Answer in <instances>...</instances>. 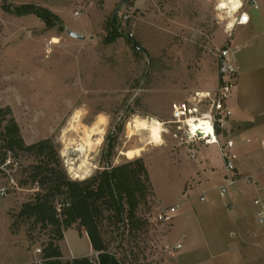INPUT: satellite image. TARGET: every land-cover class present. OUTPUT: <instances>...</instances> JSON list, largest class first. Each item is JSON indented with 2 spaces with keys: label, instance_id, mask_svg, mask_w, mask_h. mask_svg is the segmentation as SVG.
<instances>
[{
  "label": "rangeland",
  "instance_id": "obj_1",
  "mask_svg": "<svg viewBox=\"0 0 264 264\" xmlns=\"http://www.w3.org/2000/svg\"><path fill=\"white\" fill-rule=\"evenodd\" d=\"M215 3L216 0H0V108L11 109L26 144L52 138L60 149V129L73 110L84 105L88 115L82 123L86 125L90 126L99 112L111 117L95 162L103 166L102 157L112 139V163L118 165L128 160L123 152L140 146L135 137L128 141L124 136L130 115L139 112L165 122L168 132L162 135L166 143L148 146L136 157H143L149 178L148 191L140 195L136 210V219L141 223L136 242L141 250L165 240L164 228L153 222L156 211L161 206L181 204L179 201L183 205L187 190H194L195 195L199 192L195 187V166L204 145L193 147L196 159H190L187 146L180 144L183 135L174 139L175 127L168 122L176 106L186 104L196 93L217 88L218 50L226 45L240 48L241 29L225 33L224 24L217 19ZM244 5L249 7L250 1L245 0ZM19 6L47 9L58 20L49 26L33 13L17 16L12 11ZM76 12L80 13L79 19L74 16ZM249 13L257 19L264 15L262 9H249ZM71 33L86 39H75ZM257 33L264 42V25ZM110 36L113 41L107 43ZM53 38L59 42L53 44ZM246 51L240 48L237 67L245 68L241 58ZM208 155L222 167L216 147L210 148ZM253 155L264 170V152L259 149ZM33 162L27 156L19 161L21 167ZM0 169L6 174L0 173V188L8 189L7 196L0 200V264H39L49 233L32 227L31 222L12 228L14 217L24 203L33 199L37 187L19 189L11 183V179L16 184L20 178L18 170L11 171L6 166ZM260 184L264 191V182ZM222 211L220 216L229 231L234 223L232 212L225 208ZM253 213V207L247 208L244 221L259 234ZM73 229L59 243L64 261L88 256L92 250L86 232L77 226Z\"/></svg>",
  "mask_w": 264,
  "mask_h": 264
},
{
  "label": "trees",
  "instance_id": "obj_2",
  "mask_svg": "<svg viewBox=\"0 0 264 264\" xmlns=\"http://www.w3.org/2000/svg\"><path fill=\"white\" fill-rule=\"evenodd\" d=\"M12 12L17 16L36 14L49 26L58 20L49 10L33 6H19ZM112 41L110 36L106 42ZM114 153L115 145L110 139L102 157V170L83 182H73L68 178L54 140L47 138L26 144L11 109L0 108V168L18 170L19 189L37 187L33 199L24 203L14 217L12 228L31 222L32 227L50 235L40 251L39 264H118L119 259L126 260L128 256L138 264L152 256L153 252L147 255L148 250H141L136 242L141 227L136 210L140 195L148 191L146 162L140 157L115 165ZM23 156L33 158L34 162L21 167L19 161ZM0 173L6 176L1 169ZM75 226L86 232L97 258L62 259L59 243L64 241L65 232Z\"/></svg>",
  "mask_w": 264,
  "mask_h": 264
},
{
  "label": "crops",
  "instance_id": "obj_3",
  "mask_svg": "<svg viewBox=\"0 0 264 264\" xmlns=\"http://www.w3.org/2000/svg\"><path fill=\"white\" fill-rule=\"evenodd\" d=\"M254 1L257 9L251 5L245 8L244 5L243 10L248 13L249 9L264 11V0ZM249 15L250 23L236 26L233 31L235 33L237 29H241V44L238 47L247 51L245 57L241 58L245 68L238 66L239 75L229 103L233 116L227 132L235 141L240 176H252L260 184L264 182V170L253 154L261 149L260 143L264 140V42L260 33H257V29L264 25V15L261 19L250 13ZM247 28L251 30L246 31ZM215 147L219 152L217 146L205 145L199 152L200 158L195 166V187L199 190L197 195L194 190H187L184 194L187 200L183 205L182 201H179L181 204L171 205H178V209L170 227L169 238L173 243L183 244V249L176 257L163 264H264V242L260 228L259 234L252 232L244 221L247 208L253 207V218L257 222L254 199L258 195L264 197V191L261 184L258 193L253 186L239 183L224 198L220 197L223 165L218 167L208 155L209 149ZM215 168L220 170L216 171ZM201 197H205L207 202H201ZM224 208L226 212H232L234 220L229 231L220 216ZM71 230L75 229L68 231ZM93 255L92 249L88 256L70 257L69 260Z\"/></svg>",
  "mask_w": 264,
  "mask_h": 264
},
{
  "label": "built area",
  "instance_id": "obj_4",
  "mask_svg": "<svg viewBox=\"0 0 264 264\" xmlns=\"http://www.w3.org/2000/svg\"><path fill=\"white\" fill-rule=\"evenodd\" d=\"M251 6L258 8L257 3L254 0H249ZM244 12L243 8L241 9ZM239 15V13L237 14ZM76 19L80 18V13L74 14ZM125 21L129 20V16H126ZM250 23V20L248 24ZM247 24V25H248ZM241 26V25H237ZM131 36H133L131 34ZM239 50L233 49L230 45H226L217 52V60L219 67L220 82L217 88L213 92L209 93L208 96L200 97L198 93L188 100L186 104L176 106L174 111L177 115H172V121L168 122L169 125L175 127L176 132L172 135L174 139H179V135L183 136L180 138L181 145H186L188 148V156L190 159H196V154L193 151V147L203 144L205 146H217L221 159L223 161L224 177L223 185L219 188L220 197L224 198L230 189L236 187L237 184L243 183L247 186H253L258 193H260V184L252 176L241 177L238 168L237 161L238 156L235 151V141L228 134L229 121L233 116V111L229 106L232 98V93L236 85V81L239 75L237 67V54ZM173 111V113H174ZM205 113H210L212 117V126L214 128V135L216 137L215 143H210L212 139L211 134L205 136L204 132L199 129L196 132L195 137L189 141L188 132L189 125L185 124L184 121L192 119L193 122H199V120L205 119ZM226 135H228L226 137ZM226 138L225 140H223ZM261 149L264 152V140L260 143ZM11 183L16 185L14 180L11 179ZM8 189L5 187L0 188V200L6 197ZM201 202H207L205 197L200 198ZM254 205L257 208L256 221L260 228L261 235L264 242V217H261L259 213L264 212V197L258 195L254 199ZM178 205L163 207L161 206L154 215V221L161 225L165 231V240L159 243H153L149 248L147 255L152 256L145 262L141 261L138 264H163L165 261L176 257L183 249V244L173 243L170 238V227L174 220V216L177 212ZM98 257V254H95ZM118 264H135L131 256H128L126 260H118Z\"/></svg>",
  "mask_w": 264,
  "mask_h": 264
},
{
  "label": "clouds",
  "instance_id": "obj_5",
  "mask_svg": "<svg viewBox=\"0 0 264 264\" xmlns=\"http://www.w3.org/2000/svg\"><path fill=\"white\" fill-rule=\"evenodd\" d=\"M244 3L245 0H216L214 7L217 12V19L224 24L225 33L231 34L237 25L248 24L250 20L249 13L241 11ZM238 13L239 15H237ZM198 95L205 97L209 93L201 92ZM68 104L71 106V101H68ZM173 114L178 116L175 111ZM87 115L86 106L82 105L75 108L65 126L60 129V134L57 137L58 142L62 145L59 149L60 159L63 162L69 180L73 182L85 181L92 177L95 170L100 167L95 161L99 155L98 149L107 136L108 125L111 120L109 114L99 112L89 126L82 123ZM211 121L210 113H205V119L196 124L193 123L192 119L185 120L184 123L190 126L188 132L189 141L195 137L197 129H201L205 136L211 134L212 139L209 142L215 143L216 137ZM52 131L55 130L53 129ZM167 132L168 129L165 127V122L158 117L141 115L139 112L133 113L125 122L124 136L128 141L135 137L140 146L133 147L123 152L122 155L131 161L139 157L148 146L159 147L164 145L166 141L162 134ZM259 215L264 217V212L259 213Z\"/></svg>",
  "mask_w": 264,
  "mask_h": 264
},
{
  "label": "water",
  "instance_id": "obj_6",
  "mask_svg": "<svg viewBox=\"0 0 264 264\" xmlns=\"http://www.w3.org/2000/svg\"><path fill=\"white\" fill-rule=\"evenodd\" d=\"M70 36L75 38V39L82 40V41L86 39L85 36L80 35V34H75V33H71Z\"/></svg>",
  "mask_w": 264,
  "mask_h": 264
},
{
  "label": "bare ground",
  "instance_id": "obj_7",
  "mask_svg": "<svg viewBox=\"0 0 264 264\" xmlns=\"http://www.w3.org/2000/svg\"><path fill=\"white\" fill-rule=\"evenodd\" d=\"M59 42V40H58V38H53V40H52V43L53 44H57ZM201 120H199V122H200ZM199 122H193L194 124H196V123H199ZM197 130H199V129H197ZM142 155V153L140 154V156Z\"/></svg>",
  "mask_w": 264,
  "mask_h": 264
}]
</instances>
